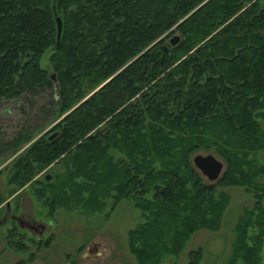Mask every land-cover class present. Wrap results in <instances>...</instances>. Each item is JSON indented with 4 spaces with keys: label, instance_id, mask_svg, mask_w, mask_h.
<instances>
[{
    "label": "trees",
    "instance_id": "1",
    "mask_svg": "<svg viewBox=\"0 0 264 264\" xmlns=\"http://www.w3.org/2000/svg\"><path fill=\"white\" fill-rule=\"evenodd\" d=\"M48 90L57 134L34 141L25 126L1 145L26 147L12 184L61 159L66 171L37 190L53 209L133 198L139 264L218 229L230 201L218 186H243L256 204L227 264H264V0H0V101ZM203 148L227 160L217 183L192 162Z\"/></svg>",
    "mask_w": 264,
    "mask_h": 264
},
{
    "label": "rangeland",
    "instance_id": "2",
    "mask_svg": "<svg viewBox=\"0 0 264 264\" xmlns=\"http://www.w3.org/2000/svg\"><path fill=\"white\" fill-rule=\"evenodd\" d=\"M176 34L178 32L172 33L167 41ZM48 56L43 61L45 66ZM50 99L48 90L34 97L32 102L0 101V219L5 216V208L9 204L13 213L20 212L30 223L44 226L39 237L35 231L30 232L28 227H20L16 221L1 224L0 264H139L131 248V232L145 218L133 198H124L117 203L109 200L106 208L96 212L76 208L53 209L37 195V190L47 175H53L54 183L59 179L58 174L66 171L61 159L38 171L27 184L20 186L11 183L13 163L25 152L26 147L15 151L13 146L1 145L14 141L25 126L29 127L30 134L36 135L34 141L45 133L52 136L58 121H55L51 112H44V106ZM198 153H213L224 162L223 172L216 181H210L194 165L208 182L217 183L227 171V160L206 148L194 156ZM218 190L230 196L219 228L196 231L179 254L167 255L161 264H190L196 251L201 253L198 264L228 263L236 225L246 210L253 208L256 199L243 186H218ZM239 264L244 263L240 261Z\"/></svg>",
    "mask_w": 264,
    "mask_h": 264
},
{
    "label": "water",
    "instance_id": "3",
    "mask_svg": "<svg viewBox=\"0 0 264 264\" xmlns=\"http://www.w3.org/2000/svg\"><path fill=\"white\" fill-rule=\"evenodd\" d=\"M58 20V39H60L62 31H63V22L60 17L57 18ZM181 35L176 34L174 37L171 38L170 44L176 45L180 42ZM52 78L56 85L57 92L59 91V83L55 74L52 75ZM57 134L54 133L51 138H53ZM194 165L210 180L216 181L220 178L223 169H224V162L220 160L216 155L213 153L209 154H202L198 153L193 157ZM47 179H51V175H47ZM3 222L0 221V225Z\"/></svg>",
    "mask_w": 264,
    "mask_h": 264
},
{
    "label": "flooded vegetation",
    "instance_id": "4",
    "mask_svg": "<svg viewBox=\"0 0 264 264\" xmlns=\"http://www.w3.org/2000/svg\"><path fill=\"white\" fill-rule=\"evenodd\" d=\"M4 213H5V216L2 219H0L1 222L5 223L8 221H16L19 223L20 227H28L30 232L35 231L39 237L41 236L42 228H44L42 224H39L40 226H37L35 224L30 223V221L26 220L25 218H23L20 212L13 213V209L9 207V204H7V207L5 208Z\"/></svg>",
    "mask_w": 264,
    "mask_h": 264
},
{
    "label": "crops",
    "instance_id": "5",
    "mask_svg": "<svg viewBox=\"0 0 264 264\" xmlns=\"http://www.w3.org/2000/svg\"><path fill=\"white\" fill-rule=\"evenodd\" d=\"M88 257V256H87Z\"/></svg>",
    "mask_w": 264,
    "mask_h": 264
}]
</instances>
